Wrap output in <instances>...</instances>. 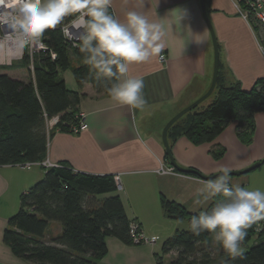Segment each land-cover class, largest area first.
<instances>
[{"label":"crops","instance_id":"crops-1","mask_svg":"<svg viewBox=\"0 0 264 264\" xmlns=\"http://www.w3.org/2000/svg\"><path fill=\"white\" fill-rule=\"evenodd\" d=\"M236 1L207 0L208 16L219 44L221 85L237 83L250 90L257 80L264 78V50L253 24L243 18ZM261 1L264 5V0ZM110 8L121 19L128 11L142 12L151 20L169 14L172 17V27L160 54L129 68V75L144 81L146 104L142 109L119 104L109 96H98L92 85L86 84L80 90L83 96L80 112L86 129L79 134L55 133L48 140L45 161L53 165L68 163L83 174L120 175L121 188L99 199L120 196L129 220H136L145 236L156 239L158 244L179 231V221L165 215L162 197L180 203L191 213L207 203H194L196 191L205 181L186 175H161L157 171L162 165L171 166L162 143L164 126L205 94L211 84L214 68L211 32L199 0H112ZM162 55L166 57L165 63L160 62ZM21 64L5 66L7 69L1 73L27 80L29 73ZM10 71L16 75H10ZM62 78L70 90L79 91L73 73H64ZM216 94L209 98L211 103ZM210 104H202L199 111ZM255 123V137L250 146L237 138L235 122L214 142L201 146L179 137L172 144L173 156L181 167L196 169L207 176L218 174L221 167L244 170L264 159V112L256 114ZM220 148L226 152L217 160L211 152ZM35 167L30 170L0 167V264H29L14 255L3 236L8 220L20 210L22 194L44 179L45 169ZM157 244L128 246L108 238L107 255L99 264H157V257L162 255Z\"/></svg>","mask_w":264,"mask_h":264},{"label":"trees","instance_id":"trees-1","mask_svg":"<svg viewBox=\"0 0 264 264\" xmlns=\"http://www.w3.org/2000/svg\"><path fill=\"white\" fill-rule=\"evenodd\" d=\"M237 1L242 11H247L248 0ZM249 22L258 35L261 30L264 33L257 20L251 17ZM259 40L264 50V39ZM44 42L56 59L52 60L50 53L40 55L32 69L26 57L21 67L29 73L27 80L13 79L1 73L7 67H0V167L45 161L49 138L57 132L73 133L79 126L80 90L86 84L92 85L98 96H109L106 81L90 73L79 48L67 45L59 30H47ZM67 70L72 71L79 91L67 87L61 76ZM221 72L220 63L215 100L203 111H199L200 105L170 129L171 148L179 137L196 146L212 143L235 122L239 141L245 146L253 143L255 116L264 112V78L244 90L237 83L222 86ZM55 117H59L58 124L48 130L47 121ZM225 152L220 148L211 155L219 160ZM117 191L114 176L79 173L65 162L45 169L44 179L22 194L20 210L8 220L3 240L17 258L29 264H99L107 255L108 238L133 245L131 220L121 197L99 199ZM162 207L165 215L176 221L189 223L197 215L166 197H162ZM51 223H58L62 230L58 237L49 239L46 234ZM212 234L204 232L197 237L190 228L177 231L163 243L157 264H264V234H257L255 225L247 230L242 246L253 239L256 243L235 257L221 245L217 254H212ZM172 252L177 256L167 261Z\"/></svg>","mask_w":264,"mask_h":264},{"label":"clouds","instance_id":"clouds-1","mask_svg":"<svg viewBox=\"0 0 264 264\" xmlns=\"http://www.w3.org/2000/svg\"><path fill=\"white\" fill-rule=\"evenodd\" d=\"M112 0H0V47L13 41L23 52L45 48L47 30L59 31L75 41L90 73L106 81L109 97L123 105L142 109L144 81L129 75L132 64L160 54L172 17L149 19L147 14L128 11L124 18L110 12ZM67 21V22H66ZM214 179L196 191L197 205L214 200L189 222L195 236L213 233L215 241L233 257L241 254L247 230L264 221V190L233 184L232 169L221 167ZM218 198V199H217Z\"/></svg>","mask_w":264,"mask_h":264},{"label":"built area","instance_id":"built-area-1","mask_svg":"<svg viewBox=\"0 0 264 264\" xmlns=\"http://www.w3.org/2000/svg\"><path fill=\"white\" fill-rule=\"evenodd\" d=\"M237 7L241 15L245 20L248 22L250 21V18H254L257 20L261 25L264 26V5L261 0H248L247 1V11H242L238 1H236ZM67 22V21H66ZM55 30H59V27ZM7 31V29H0V37L3 36L4 32ZM63 36V35H62ZM64 38V37H63ZM65 40V43L69 45L71 48H76V42L75 41H69ZM44 42V41H43ZM45 44L44 49L40 50H33L29 52L27 49H25L23 52L18 50L15 47V43L13 41H8L4 47H0V67L1 66H12L15 62H22L26 57L30 58L31 62V68L33 69L34 60L36 57H39L40 55L50 53L51 59H56V54L52 51H50ZM160 62L165 63L166 57L162 55L160 57ZM82 119L80 120V124L78 127L73 128L74 134H79L82 131L86 129V124L83 119V115H81ZM59 122V117H55L53 119H50L47 121L48 130H52ZM25 170H30L35 166L43 167L44 169H49L52 167H56L58 165H53L49 161H43L41 163H25V164H19L17 165ZM161 175H171V176H183L184 174L179 173L175 168L172 166H164L162 165L161 168L157 171ZM185 176V175H184ZM116 184L118 186V189L121 188L120 184V175L114 176ZM255 225V231L257 234H264V221H260L258 224ZM131 233L133 237V245H155L157 244V240L154 238L146 237L141 226L136 220L131 221Z\"/></svg>","mask_w":264,"mask_h":264},{"label":"water","instance_id":"water-1","mask_svg":"<svg viewBox=\"0 0 264 264\" xmlns=\"http://www.w3.org/2000/svg\"><path fill=\"white\" fill-rule=\"evenodd\" d=\"M200 6L203 12V16L205 21L208 24V27L211 32V37H212V43H213V52H214V68H213V75H212V80L211 84L209 86V89L206 91L205 94H203L200 98L192 102L190 105L187 107L183 108L181 111H179L176 115H174L164 126L163 131H162V143L163 147L166 151V155L169 158V163L170 165L175 168L179 173L184 174V175H196L198 178H200L203 181H207L210 179H214L216 175H211L207 176L202 174L196 169L193 168H184L181 167L177 161L175 160L173 153H172V148L169 142V131L173 127L174 124H176L180 119H182L184 116H186L188 113L192 112L196 108H198L201 104H203L205 101H207L215 92L217 83H218V78H219V71H220V50H219V44L214 32V29L211 25V22L209 20L208 16V8H207V3L206 0H199ZM264 165V159L254 163L253 165L249 166L248 168H245L244 170L240 171H231L229 176L233 177H239L243 175H247L259 168H261Z\"/></svg>","mask_w":264,"mask_h":264},{"label":"rangeland","instance_id":"rangeland-1","mask_svg":"<svg viewBox=\"0 0 264 264\" xmlns=\"http://www.w3.org/2000/svg\"><path fill=\"white\" fill-rule=\"evenodd\" d=\"M259 38L261 40L264 39V33L262 32V30H261V34L259 33ZM64 73H66V74L70 73L71 74L72 71L71 70H67L66 72H63L62 75ZM10 75H16V73L10 71ZM211 100H212V98L208 99L207 101H205L203 103V105L205 106V104H210ZM229 180L233 184H240V185L243 184L242 186H246V187H250V188H259L261 190H264V165L261 168L255 170V171H253V172H251V173H249L247 175H243V176H239V177L229 176ZM212 202H213V200L207 202L202 207L196 208L195 211H197V212H194V213L198 214L199 211H203V210L209 208V206L211 205ZM178 226H179L178 229L181 230V231H188L189 230V223H188L187 220L179 221ZM61 230H62L61 226L58 223H51L50 226H49V229L47 231L46 238L50 239V238L58 237L61 234ZM168 238H170V237L162 239V240H160L158 242L157 248H159L160 254L162 253L161 252L162 245L165 242V240H167ZM255 243H256V239H253L246 246H241V253H245L246 251H248V249H250V247H252ZM219 245L220 244L215 241L214 234H212L211 235V239H210V249H211L210 251L212 252V254H217V252L219 250ZM176 256H177V254L172 252L169 256L166 257V260L167 261H171Z\"/></svg>","mask_w":264,"mask_h":264}]
</instances>
